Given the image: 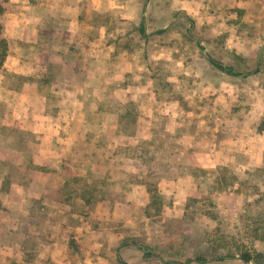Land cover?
I'll return each instance as SVG.
<instances>
[{
	"label": "rangeland",
	"instance_id": "obj_1",
	"mask_svg": "<svg viewBox=\"0 0 264 264\" xmlns=\"http://www.w3.org/2000/svg\"><path fill=\"white\" fill-rule=\"evenodd\" d=\"M63 9L83 53L64 37L55 50L93 65L68 67L83 87L74 99L61 66L44 63L38 81L51 115L24 112L23 126L53 122L60 149L68 111L81 107L83 126L72 136L79 181L65 189L70 202L10 197L11 184L29 175L57 176L61 155L33 165L25 146L36 133L0 125V186L11 181L0 192V264H119L117 252L128 264L197 255L214 258L206 264H244L245 249L264 264V0H68ZM142 18L147 39L135 28ZM206 53L258 71L227 75ZM3 77L17 88L32 79ZM5 111L0 100V122ZM149 189L158 206L147 208ZM123 240L129 244L119 246ZM142 243L160 258H144ZM223 255L233 256L215 258Z\"/></svg>",
	"mask_w": 264,
	"mask_h": 264
},
{
	"label": "crops",
	"instance_id": "obj_2",
	"mask_svg": "<svg viewBox=\"0 0 264 264\" xmlns=\"http://www.w3.org/2000/svg\"><path fill=\"white\" fill-rule=\"evenodd\" d=\"M0 1L4 8L1 19L4 26L3 37L8 44L7 55L3 63V73L7 77L9 75L14 77H32L31 80H24L23 84L17 88L9 85L6 77H3L4 75L0 73V100H3L6 109L2 115L0 125L36 133V141L28 142L25 146L30 153V160L33 165L43 166L51 161L54 153L56 154L54 158L57 155L59 156V154L61 155V163L66 159L72 164H79L76 161L78 159L75 147V142L79 140V136L78 138H72V136L74 135L75 128L78 130L77 133L79 132L80 134L79 127L83 126L84 112L81 107L68 111L73 118L70 126L68 124L65 125L68 128L66 130L67 134H61L60 149H57V139H54L58 131L56 132L53 122L48 120V123H45L46 126L42 124H35L33 126L32 123L30 126H23L26 120L24 112H28L30 116L38 115L37 117L40 119L51 115L50 109L45 105L47 100L46 94L40 88V82L38 81V79L42 78L39 73L44 63V66H46V63L49 66L50 64L54 67L61 66L63 89L66 87V84L74 85V88L72 87L73 95H71V98L74 99L77 93H81L83 87L82 84H75V81H73L74 77L68 71L69 68L75 70L78 68L77 65L82 64L81 68L83 66L85 69H90V65H93V63H69V59L75 55L73 50L61 49L65 53L61 58L59 56L60 53L55 50L57 49V45L63 42L61 37H64L65 44L75 48L77 50L76 53H83V46H81L83 36L75 35L74 20L71 17L67 18L65 12L61 13L68 0ZM84 35L90 40V34ZM50 45L54 49L50 48ZM67 51L68 55H66ZM78 71L80 72L81 70ZM67 72L69 73L67 74ZM45 78L49 79L48 73ZM53 79H49V82H52ZM55 81L57 80L55 79ZM51 89L52 87H50ZM61 94L63 93L61 92ZM34 101H37V104ZM62 111L61 116L63 115ZM79 113L82 115L81 118L78 116ZM71 138L72 140H70ZM11 149L12 155L13 151L17 152L15 148L13 149L12 147ZM27 180L28 182L25 183L11 184L9 188L10 197L14 196V198L20 201H25L28 198L40 199L47 176L37 172L29 175ZM13 185L16 186L12 188Z\"/></svg>",
	"mask_w": 264,
	"mask_h": 264
},
{
	"label": "trees",
	"instance_id": "obj_3",
	"mask_svg": "<svg viewBox=\"0 0 264 264\" xmlns=\"http://www.w3.org/2000/svg\"><path fill=\"white\" fill-rule=\"evenodd\" d=\"M4 13V8L1 4L0 1V17L3 15ZM136 30L138 31L139 35L144 38L147 39L149 34L146 31V24L144 21V18L141 19V21L139 22V24L135 27ZM3 29L4 26L2 24V22L0 21V73L4 72V68H3V63L5 60V57L7 55V51H8V44L5 40V38L3 37ZM166 31V28H160L157 29L154 33L157 34H161L163 32ZM202 48V47H201ZM205 58L208 61L209 65L212 66L213 68L218 69L219 71L230 75V76H248L250 74H253L255 72L258 71V68H254L252 70H244V71H240V70H236L232 65L224 63L223 61L218 60L217 58H215L214 56H212L209 53L205 54ZM73 167L74 164L68 162L66 159L63 160V162L60 165L59 171H58V175L54 176V171L52 173H50L48 179L46 180L44 186H43V191L41 194L40 199H45V198H51V199H57L59 200L61 198V200H64V202H70V199L73 197V192L69 191L68 194L65 193V189L68 186L69 182H75L78 183V177H75V175L72 173L73 172ZM61 177V187L57 186L56 181ZM3 182V183H2ZM11 181L7 178L5 179H1V186H0V192L1 193H8V187L6 185H8ZM149 194H150V200L147 204V208H150L152 205L157 204V206L160 204L161 202V198L159 197L158 193L156 192V189H149ZM160 198V200H159ZM159 201V202H158ZM87 202L88 199H87ZM136 244V241H131L130 244ZM129 244V241L127 240H123L119 246H123ZM119 246H117L116 249H119ZM139 249L143 252V257L144 258H160V255L158 252L152 250L151 248H149L147 245H145L144 243L139 244ZM230 256L233 255H223L220 257H215L218 260H222L225 258H228ZM256 256V258L259 255V253H252L249 250H243L239 253L238 258L244 263V264H253L254 260L256 258H254ZM214 259V258H213ZM213 259H209L207 257H205L204 255H197L195 257L192 258H187L185 261L183 262H179V261H175V260H169L167 261V263L169 264H206L208 263L210 260ZM116 260L119 264H128L121 256L120 254L117 252L116 253Z\"/></svg>",
	"mask_w": 264,
	"mask_h": 264
}]
</instances>
